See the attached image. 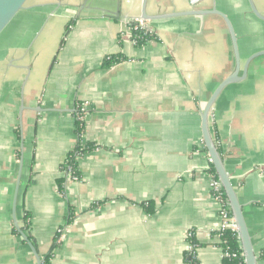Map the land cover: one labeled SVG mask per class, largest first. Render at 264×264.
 <instances>
[{"label": "crops", "instance_id": "0c3cea01", "mask_svg": "<svg viewBox=\"0 0 264 264\" xmlns=\"http://www.w3.org/2000/svg\"><path fill=\"white\" fill-rule=\"evenodd\" d=\"M252 3L264 17V0ZM224 17L240 79L209 129L264 264V55L250 59L264 53V20L249 0L26 2L0 34V264H36L20 230L50 264H187L188 231L200 264H223L201 111L236 67ZM132 20L153 39L136 45ZM108 55L125 59L104 67ZM79 102L96 147L60 193Z\"/></svg>", "mask_w": 264, "mask_h": 264}, {"label": "water", "instance_id": "95a60500", "mask_svg": "<svg viewBox=\"0 0 264 264\" xmlns=\"http://www.w3.org/2000/svg\"><path fill=\"white\" fill-rule=\"evenodd\" d=\"M28 0H0V34L4 31V29L8 26V24L13 20V18L22 10L25 9V4ZM250 6L253 10V12L264 20V17L256 10L254 7L252 0H249ZM200 11H190L189 13L182 14V15H200ZM180 16V15H179ZM143 18H145L143 16ZM228 31L230 33V37L232 40L233 45V51L236 61V67L234 72L226 77L219 85L218 87L213 91L209 99L206 101L204 108L201 111V133H202V139L204 142V146L208 152L210 163L213 165V168L217 174L218 182L221 186V188L224 191V194L227 199V204L231 212V216L233 219V225L235 227V231L237 232V236L240 241V247L243 253V258L245 264H257V257L254 252L252 240L250 237V233L248 230V227L246 225L243 211H242V205L239 202L237 192L231 183L230 177L224 167L223 160L221 158L220 153L218 152V149L215 145V142L212 138V135L210 133L209 129V118L210 113L213 107V104L220 94V92L223 90L224 87L237 82L240 79V76H238V70L240 67L239 63V55H238V49H237V43L236 38L232 29V26L228 19L224 17ZM147 29H149L147 27ZM264 55V53H257L252 55V58H255L256 56ZM21 236L24 239V241L29 246L30 250L32 251L35 259L36 264H42V259L40 255L38 254L36 248L34 247L33 243L28 239V237L20 230Z\"/></svg>", "mask_w": 264, "mask_h": 264}, {"label": "trees", "instance_id": "16d2710c", "mask_svg": "<svg viewBox=\"0 0 264 264\" xmlns=\"http://www.w3.org/2000/svg\"><path fill=\"white\" fill-rule=\"evenodd\" d=\"M130 25H131V39H133L136 45L142 46L146 44L148 41L153 39L154 37L153 34L149 32L146 28H141L139 26H136V24H130ZM69 28L70 27L68 26V29ZM124 59L125 58H123L121 55H108L103 59L102 66L104 67L111 66L113 64L118 63L120 60H124ZM78 112H79L78 109H76L75 114H74L75 119H76L75 121V124H76L75 132L77 136L76 144L67 153L63 162L60 164V172L62 175L56 180L57 190L60 193H64L65 186H66V180H65L63 173L66 172L68 168H70L74 171L75 175L78 178H80L79 167H78L79 161L77 158L83 156L85 153L91 151L92 149L96 147L93 143L85 142L82 139L83 134H84V129H85V122L80 121L77 118V116L79 115ZM214 142L219 152L220 149H219V145H218L216 137H214ZM208 172L213 176L214 180H218L217 174L211 163L209 165ZM214 194L220 200L223 208L227 209L230 212V209L227 204V199H226L223 189L220 187V189L214 192ZM68 208H69V214H68V219L66 221L67 223H69L73 217V210L71 206H69ZM215 233H216L215 235H218L220 238V241L217 243V245L222 249L223 253L228 254V256L223 257V264H245L243 253L240 247V241L237 236V232L232 229H225L223 231H216ZM59 236L60 234L56 233V236L52 244V249L56 247L57 245L56 241L57 239H59ZM28 239L31 240V237L28 236ZM189 241L192 244H195L196 247H198L195 234L193 237L189 238ZM52 256H53L52 253H50L46 255L45 257H43L42 264H50ZM184 261L187 264H200L196 256V250H195V254H191L189 251H186L184 253Z\"/></svg>", "mask_w": 264, "mask_h": 264}, {"label": "built area", "instance_id": "2783aa9c", "mask_svg": "<svg viewBox=\"0 0 264 264\" xmlns=\"http://www.w3.org/2000/svg\"><path fill=\"white\" fill-rule=\"evenodd\" d=\"M204 0H188V4L191 8H195L197 7L200 3H202ZM130 24H136V26H139L141 28H146L143 23H138L134 20L130 21ZM136 28V27H135ZM149 31V29H147ZM88 107H89V104L86 103V102H79L77 103L76 105V109H78V113L79 115L77 116V118L80 120V121H83V122H86V117H87V113H88ZM83 156L81 157H78V161L82 158ZM64 177H65V180L66 182H76L78 181L80 178H78L74 171L70 168L67 169L66 172L63 173ZM220 184L218 182V180H214L212 181V191H213V194L214 192H216L217 190L220 189ZM215 196V194H214ZM217 197V196H215ZM218 198V197H217ZM220 217H221V222L219 224V227L216 231H223L225 229H232V230H235V227L233 225V219H232V216H231V213L223 208V206L221 205L220 206ZM65 231V227H59L58 230H57V233L60 234V236L63 234V232ZM215 231V232H216ZM216 233H214L215 235ZM60 236H59V239H60ZM194 236V232L193 231H188L187 234H186V238L188 240V244H187V251H189L191 254H195V250L197 249L196 245L195 244H192L190 241H189V238L190 237H193ZM217 237V240L218 242L220 241V238L218 235H215ZM224 256H228L227 253H223Z\"/></svg>", "mask_w": 264, "mask_h": 264}, {"label": "rangeland", "instance_id": "374dc122", "mask_svg": "<svg viewBox=\"0 0 264 264\" xmlns=\"http://www.w3.org/2000/svg\"><path fill=\"white\" fill-rule=\"evenodd\" d=\"M12 27H13V26H11V27H9V28L7 27L6 30H7V29H11ZM19 127H20V123H19ZM20 129H21V128H20ZM20 136H21V134H20ZM21 138H23V135L21 136Z\"/></svg>", "mask_w": 264, "mask_h": 264}]
</instances>
